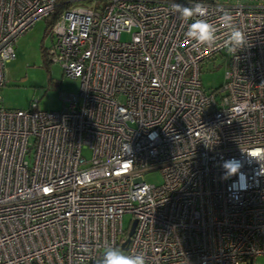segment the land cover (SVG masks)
<instances>
[{
	"label": "built area",
	"instance_id": "2783aa9c",
	"mask_svg": "<svg viewBox=\"0 0 264 264\" xmlns=\"http://www.w3.org/2000/svg\"><path fill=\"white\" fill-rule=\"evenodd\" d=\"M90 1L49 30L50 62L79 80L78 94L54 113L0 105V264H99L108 247L146 264H254L264 255V0ZM174 3L205 6L212 47L186 38L197 17L185 22ZM56 4L0 0V90L13 42ZM224 12L245 37L236 52ZM218 57L224 84L205 92L200 66ZM231 159L242 177L226 178ZM151 170L161 185L143 181Z\"/></svg>",
	"mask_w": 264,
	"mask_h": 264
},
{
	"label": "rangeland",
	"instance_id": "374dc122",
	"mask_svg": "<svg viewBox=\"0 0 264 264\" xmlns=\"http://www.w3.org/2000/svg\"><path fill=\"white\" fill-rule=\"evenodd\" d=\"M90 2L70 0L67 4L88 7L91 5ZM45 28L47 22L37 20L13 42L14 57L4 66L6 83L0 90V105L3 108L27 110L35 102L40 111L54 113L65 107L66 103L63 102L65 96L78 94L79 80L67 77L58 63L50 62L52 58L49 54L45 57L41 54V47L48 50L53 44V37ZM128 37L124 34L120 39L126 41ZM227 67L228 60L225 57L202 63L199 76L202 89L211 92L221 88ZM84 155L88 158L90 153L85 151ZM142 177L146 184L155 186L162 184V176L158 170L146 171ZM131 219L130 214L122 216L121 221L125 230L129 228ZM254 264H264V255L256 256Z\"/></svg>",
	"mask_w": 264,
	"mask_h": 264
},
{
	"label": "clouds",
	"instance_id": "9594fccd",
	"mask_svg": "<svg viewBox=\"0 0 264 264\" xmlns=\"http://www.w3.org/2000/svg\"><path fill=\"white\" fill-rule=\"evenodd\" d=\"M172 8L179 12L181 18L187 22L192 17H197L191 24L188 25V31L185 33L186 38L194 40L196 45L212 47L216 41L217 28L213 23H210L202 17L206 16L207 9L201 3H196L191 7L174 3ZM219 21L221 26L230 29V36L228 40L229 52H236L244 45V34L233 24V17L224 12ZM156 133L150 134V139L156 138ZM226 178L234 175L243 176L240 172L241 165L235 159L227 160L223 164ZM103 259L99 264H146V256L144 253L125 254L119 248L108 247L103 252Z\"/></svg>",
	"mask_w": 264,
	"mask_h": 264
},
{
	"label": "trees",
	"instance_id": "16d2710c",
	"mask_svg": "<svg viewBox=\"0 0 264 264\" xmlns=\"http://www.w3.org/2000/svg\"><path fill=\"white\" fill-rule=\"evenodd\" d=\"M58 4L56 7V10L53 14V16H51V18H46L45 21L47 22V28H45V31H49L51 26L53 25L55 19L57 18V16L59 15L60 12H62V10L64 8H66L67 6H69L67 3L70 2V0H57ZM41 54H43V57L47 56V49H44L41 47Z\"/></svg>",
	"mask_w": 264,
	"mask_h": 264
},
{
	"label": "water",
	"instance_id": "95a60500",
	"mask_svg": "<svg viewBox=\"0 0 264 264\" xmlns=\"http://www.w3.org/2000/svg\"><path fill=\"white\" fill-rule=\"evenodd\" d=\"M134 226H135V222H133V224L130 227L129 232H127L128 233V237H127L126 243L129 241V238H130V236H131V234L133 232Z\"/></svg>",
	"mask_w": 264,
	"mask_h": 264
}]
</instances>
